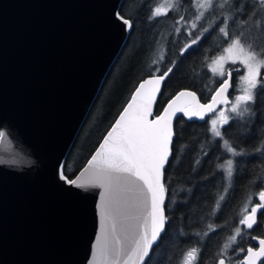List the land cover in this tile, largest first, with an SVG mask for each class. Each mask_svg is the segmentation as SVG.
<instances>
[{"label": "water", "instance_id": "water-1", "mask_svg": "<svg viewBox=\"0 0 264 264\" xmlns=\"http://www.w3.org/2000/svg\"><path fill=\"white\" fill-rule=\"evenodd\" d=\"M121 3L0 0V132L5 133L0 139V264H90L100 235L98 194L103 190L66 185L59 179L58 168L66 165L132 31L114 15H122ZM229 71L230 87L226 94L216 97L217 101L226 97L227 103L214 105L215 111L205 113L203 119L181 112L172 117V147L179 116L204 122L231 104L233 72L229 68L226 74ZM159 74H149L138 82L115 121L139 85ZM164 83L149 119L162 114L182 91L194 92L195 100L181 97L174 107L208 104L220 84L206 101L196 90L182 88L156 114ZM104 137L77 175L88 167ZM90 175L85 173L84 179ZM254 242L258 247V241Z\"/></svg>", "mask_w": 264, "mask_h": 264}, {"label": "trees", "instance_id": "trees-1", "mask_svg": "<svg viewBox=\"0 0 264 264\" xmlns=\"http://www.w3.org/2000/svg\"><path fill=\"white\" fill-rule=\"evenodd\" d=\"M161 2L122 0L120 12L131 20L132 31L68 154L65 165L68 173H77L84 166L145 76L162 73L175 62L173 72L165 79L156 114L182 88L196 90L206 101L221 82L222 79L211 70L210 62L229 41L218 32L217 26L226 14L234 18L232 23L239 22L242 18L240 10L226 7L218 12H207L199 25L209 27V33L198 45L180 55L181 48L190 38L183 28L180 33L175 31L176 19L184 16L191 20L197 9L193 0H180L177 3L179 8L169 11L167 16L149 19L152 8ZM235 2L238 4L239 0ZM199 25L193 31V38ZM229 68L233 72V84L241 70L235 71L234 65ZM263 76L264 69L261 70V79ZM247 109L250 110L232 117L221 129L223 140H228L230 146L242 153L234 158L231 177H227L220 167L230 154L223 140L212 134L208 120L190 121L182 115L177 118L172 147L174 158H170L165 168L168 190L166 237L163 233L162 243L159 247L154 245V253H150L152 264H179L181 254L191 247L203 249L205 264H214L221 246L234 234L245 204L258 202L257 194L264 190V95L258 97L256 104H249ZM105 123L107 126L101 131ZM73 164L78 166L72 169ZM209 224L216 227L215 232L208 228ZM249 233L264 237V227L244 229L242 238H237L239 247L256 246ZM242 256L237 252L233 259L238 261ZM144 264H148V260ZM260 264H264V259Z\"/></svg>", "mask_w": 264, "mask_h": 264}, {"label": "snow or ice", "instance_id": "snow-or-ice-1", "mask_svg": "<svg viewBox=\"0 0 264 264\" xmlns=\"http://www.w3.org/2000/svg\"><path fill=\"white\" fill-rule=\"evenodd\" d=\"M217 0H193V6L197 8L196 15L191 20H186L184 16L176 19L175 31L181 32L190 38L189 42L180 50V55L187 52L193 45H198L210 28L199 25L205 18V14L215 11ZM228 0L219 4L224 8ZM264 5V0H258ZM233 7L237 9L240 5L233 0ZM179 8L175 0H164L163 3L155 6L151 10L149 19H156L160 16H167L169 11ZM200 9H203L201 11ZM255 14V9H253ZM126 30H131L132 22L120 15L114 14ZM232 17L224 15L217 26L218 32L229 41V46L224 50L232 54L236 53L240 63L247 70V75L241 77L247 82L244 94L235 97L231 111L238 112L240 104L246 106L256 104L258 97L264 95V79H261V69L264 68V48L256 45L254 41H245L243 33L232 36L229 25ZM243 23H247L245 19ZM199 30L193 38V31ZM257 26L264 31V21L257 20ZM224 59V57H220ZM236 63V59L232 60ZM175 62L171 67H167L159 75H153L139 85L131 103L124 108L122 114L115 121L114 126L108 131L99 149L91 157L89 165L78 175L68 173L66 166L58 168L59 179L66 185L79 189L95 188L102 189L98 194L99 198V218L100 235L95 241L94 251L90 264H144L147 258L148 264H152L150 252L154 253L153 245L159 247L166 237L165 224L168 222L166 216L167 188L164 183L165 166L170 163L172 153V117L176 112L184 113L191 117L204 118L205 113L215 111L214 105L227 103V98L217 101V96H222L228 91L231 72L227 74L220 72L224 78L219 87L215 90V95L211 97L208 104L196 103L195 107H174L181 97H191L195 100L194 92L182 91L175 99L171 100L162 114L153 115V103L159 92L161 83L168 78L175 68ZM238 71V69H234ZM157 71H159L157 69ZM215 72L216 70L213 69ZM246 110H250L247 109ZM223 124L229 123V117L223 111L219 113ZM218 121L211 120V131L218 138L223 140V133L217 128ZM5 133L0 132V139ZM227 146V151L233 155H240L237 149L230 146L228 140H223ZM174 158V157H173ZM227 175H233V160L228 159ZM220 167H223L221 165ZM91 175L84 179L85 173ZM258 202L250 209L245 206L243 215L238 221V226L234 229V234L228 237L221 246L219 253L214 257V264H257V261L264 258V238L251 236L252 240L258 241V247H239L238 237L243 236L244 229L252 230L256 226L264 227V190L258 192ZM223 199V197H221ZM258 213L259 216H258ZM242 226V227H241ZM212 231L216 227L208 225ZM165 233V237L161 236ZM199 235V233H197ZM231 251V254H230ZM203 249L191 247L181 254L179 264H205L202 258ZM242 253L240 260H234L236 253Z\"/></svg>", "mask_w": 264, "mask_h": 264}, {"label": "rangeland", "instance_id": "rangeland-1", "mask_svg": "<svg viewBox=\"0 0 264 264\" xmlns=\"http://www.w3.org/2000/svg\"><path fill=\"white\" fill-rule=\"evenodd\" d=\"M179 1L180 0H175L176 4ZM163 2H164V0H162L161 3H163ZM221 3H224V0H217L216 6H215V11L216 12L220 11L221 9H223V8L219 7V4H221ZM238 4L240 5L239 10L242 13V18L237 23H232V22L230 23L231 24V29L229 30L230 33L233 36L238 35L240 33H243V37H244L245 41L252 40V41L255 42L256 45H259L261 48H264V31H262L261 28L257 26V20L264 21V5L259 4L258 0H239ZM226 7H229L230 9L235 8V7H233V0H228V3L225 5L224 8H226ZM195 9H197V8L195 7ZM253 9H255V14H253ZM200 10L203 11V9H200ZM231 16H232V14H231ZM245 19L247 20L246 24L243 23V21ZM228 46H229V44L219 54H217L211 60V62H210L211 70L213 71V69H215L216 71L215 72L213 71L214 74L219 76L222 80L225 77H222L220 75V72L223 71L226 74L227 70L229 69V65H234L236 69L241 70V71H240V74L236 75V80H235V82L233 84V88H232L233 89V96H231L232 97L231 104L221 107L217 112H215L208 119V122L210 124V129H211V120L212 119H216L218 121L217 128L220 129V130L222 129V126L224 124L222 123V119L219 116V113L221 111H223L224 114L231 119L234 116H239L240 114H244V112L246 111V108L248 107V105L246 106L242 102L240 104V106H239V109H238V112L240 114L233 113L231 111L232 104L235 103V97L239 96V95H243L244 94L243 90L245 88H247L248 85H247V82L245 80L241 79V77L247 75V70H246L245 66L240 63V60L237 58V54L235 52L232 53V54H229V53L224 51ZM220 57H224V59H220ZM233 59H236V63H232ZM262 69H264V68H262ZM124 98L126 99L127 95ZM230 119H229V121H230ZM103 126L104 127L101 128V131L107 126L106 123ZM212 134L214 135L213 132H212ZM226 149H227V146H226ZM237 152H239V151H237ZM229 154H230V157L228 159L233 160V168H234V158L237 155H233L231 153H229ZM226 161L223 162L222 169L225 171V173L227 175L228 169H227ZM76 166H78V164L71 165L72 169H74ZM227 177H229V176L227 175ZM245 206H248L249 209H250L253 205H251V202H249V203H246ZM243 214L244 213L242 211V215Z\"/></svg>", "mask_w": 264, "mask_h": 264}, {"label": "flooded vegetation", "instance_id": "flooded-vegetation-1", "mask_svg": "<svg viewBox=\"0 0 264 264\" xmlns=\"http://www.w3.org/2000/svg\"><path fill=\"white\" fill-rule=\"evenodd\" d=\"M233 84H234V82H233ZM233 84H232V88H233ZM256 246H254V247H257V244H255Z\"/></svg>", "mask_w": 264, "mask_h": 264}]
</instances>
